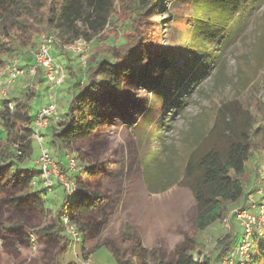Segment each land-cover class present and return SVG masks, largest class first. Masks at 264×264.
<instances>
[{
    "label": "rangeland",
    "instance_id": "obj_1",
    "mask_svg": "<svg viewBox=\"0 0 264 264\" xmlns=\"http://www.w3.org/2000/svg\"><path fill=\"white\" fill-rule=\"evenodd\" d=\"M149 15L157 24L160 49L171 66L164 70L159 60L144 67L141 74L126 76L120 95L103 93L104 124L96 135L78 139L62 152L48 133L41 142L50 150L54 169L79 188L93 183L103 196L106 213L93 214L85 225L73 215L83 234V249L75 252L68 242L61 251L63 239L51 234L59 230L69 241L60 220L62 213L58 218L64 194L59 182L51 192L41 183L30 187L33 195H23L19 207L11 202L13 195L0 193V264H78L83 259L96 264L94 253L102 247L108 257L106 264L121 263L114 251L121 264L173 263L186 243L192 254L208 251L211 264H221L234 244L230 241L239 233L234 221L232 234L222 221L206 230L195 228L196 201L189 182L197 172L188 176L186 166L193 155L221 143L224 124L214 126L222 107H227L228 117L236 115L242 126L247 121L243 111L248 112L250 129L263 120L264 0H158ZM59 34L57 30L56 36ZM130 34L127 25L111 19L101 32L90 36L85 67L79 55L54 44L52 52L67 78L58 95L59 115L51 118V124L65 119L63 113L71 98L81 92L91 55L107 43H127ZM37 47L34 41L2 59L7 66L21 57L26 66ZM107 57L100 52L99 60ZM70 71L81 78L79 86L70 78ZM5 77L1 75L0 82ZM30 89L39 93L30 102L34 115L49 101L51 91L44 73L19 78L7 90L8 95L0 97V104L22 97ZM0 136H6L1 124ZM33 144L35 160L40 144L35 140ZM68 154L77 159L76 171L67 167ZM93 166L98 172L95 179L86 170ZM248 168L242 179L246 195L230 204L228 211L244 207L248 195L256 187H264V146L255 150ZM35 170L39 168L32 171L38 174ZM260 251H264L261 242L253 247L254 254Z\"/></svg>",
    "mask_w": 264,
    "mask_h": 264
},
{
    "label": "trees",
    "instance_id": "obj_2",
    "mask_svg": "<svg viewBox=\"0 0 264 264\" xmlns=\"http://www.w3.org/2000/svg\"><path fill=\"white\" fill-rule=\"evenodd\" d=\"M157 1L0 0V71L6 67L3 55H14L34 41L38 44L40 34L56 36V31L59 30L56 44L62 47L63 44L78 38L89 40L92 34L101 32L114 17L122 26L127 25L131 30L127 43H107L100 51L91 55L86 81L81 92L75 94L66 107V112L63 113L65 119L57 125L50 123L46 129L59 152L68 150L74 141L88 139L100 131L104 124L105 106L100 101L103 93L110 91L120 95L126 76L141 74L144 67L156 64L159 60L162 61L164 70L171 66L166 54L160 49L157 24H153L149 18L151 6H156ZM100 52L115 61L108 57L99 60ZM162 54L165 57L160 59ZM27 63L26 66L34 64L32 55ZM41 73L43 71L38 69L37 74ZM70 78L76 81L75 86L80 85L81 78L75 71H70ZM38 94L30 89L22 97L6 99L0 110V124L6 131L5 137L0 136V193L13 195L11 202L16 207L21 205L20 198L23 195H33L30 194L29 188L32 187L33 177L39 174L37 170L35 171L38 174L32 172L36 169L32 161L35 151L32 137L35 116L30 108L31 100ZM9 102L13 103V110L10 109ZM76 112L80 115L77 116ZM243 113H246L247 117L244 126L238 123L236 115L228 117L227 107H222L219 111L220 120L214 126L215 129L219 124H224L221 127V143L201 154L193 155L187 163L188 176L197 172L189 182V187L196 201L193 222L198 230H205L220 221L228 206L238 203L246 195L242 179L249 170L248 163L255 150L264 146V110L261 114L263 120L261 119L254 129L249 128L251 124L248 112L244 110ZM258 137L260 138L257 140ZM86 170L92 178L98 176L96 166ZM89 184L79 188L73 204V215L84 225L87 218L90 219L93 214L106 213V203L101 192L94 188L93 183ZM62 197L58 218L62 213L64 194ZM90 223L91 221L88 227L91 228ZM51 234L63 239L61 251L66 250L70 241L62 237L59 230L52 231ZM231 242L235 243L236 240ZM187 244L178 252L173 263L161 260L157 264H194ZM226 247L227 245H224L223 250H226ZM114 255L122 263L118 253L114 251ZM263 262L264 251L253 253L251 264ZM204 264H211V261L207 259Z\"/></svg>",
    "mask_w": 264,
    "mask_h": 264
},
{
    "label": "built area",
    "instance_id": "obj_3",
    "mask_svg": "<svg viewBox=\"0 0 264 264\" xmlns=\"http://www.w3.org/2000/svg\"><path fill=\"white\" fill-rule=\"evenodd\" d=\"M38 40V47L32 56L34 64L24 66L22 58L9 63L0 71V76L5 75L4 82H0V97L7 96V90L14 83L25 76L27 73L35 75L38 69H41L49 85V101L43 104L37 113H34L33 122L34 132L33 140L40 144V155L35 159V165L39 168V174L34 176L31 186H41L48 192L53 190L55 182H59L64 189V203L62 206L61 223L65 234L72 244H82L83 234L79 225L73 219V204L76 200L79 187L77 183L69 180L65 174L54 169L50 150L41 142L43 141L46 129L50 125L52 117L59 115L58 95L60 89L67 78V73L61 62L54 56L52 50L58 40L54 35L41 34ZM62 47L72 53L79 55L81 63L86 66L89 41L84 38H78L70 43H65ZM11 110L14 109L12 102H9ZM2 104H0V110ZM18 149V145L16 146ZM18 153H21L18 151ZM66 164L69 170L76 171L77 159L73 155H67ZM41 181V182H40ZM229 234L233 233L232 222L234 221L239 229V241L231 245L221 259V264H251L253 257V247L256 243H264V187H256L248 195L247 203L244 207L236 206L227 210L220 219ZM209 259L208 251L192 254L194 264H204ZM78 264H91L90 259H83Z\"/></svg>",
    "mask_w": 264,
    "mask_h": 264
},
{
    "label": "crops",
    "instance_id": "obj_4",
    "mask_svg": "<svg viewBox=\"0 0 264 264\" xmlns=\"http://www.w3.org/2000/svg\"><path fill=\"white\" fill-rule=\"evenodd\" d=\"M219 221V220H218ZM217 221V222H218ZM216 223V222H215ZM211 226V225H210ZM207 229V228H206ZM205 229V230H206ZM240 236V233H238V234H236L235 236H234V239L235 240H237L238 241V237ZM70 248L72 249V250H74L75 252H78V251H81L82 249H83V243L82 244H72L71 242H70ZM103 248L104 247H102V248H100V249H98L95 253H94V262L96 263V264H106L107 262V260H106V258H108L107 256H105L104 255V253H103ZM107 250V249H106ZM108 251V250H107ZM110 252V251H109ZM114 255V254H113ZM103 256H104V258H103ZM117 260V259H116ZM91 261V260H90ZM114 262V261H113ZM112 262V263H113ZM94 264V263H93Z\"/></svg>",
    "mask_w": 264,
    "mask_h": 264
}]
</instances>
